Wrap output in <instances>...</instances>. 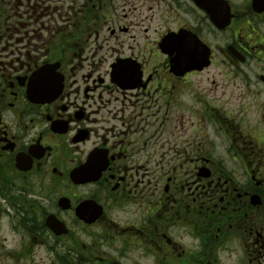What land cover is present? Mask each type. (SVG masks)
Returning <instances> with one entry per match:
<instances>
[{"label": "flooded vegetation", "instance_id": "af4514ba", "mask_svg": "<svg viewBox=\"0 0 264 264\" xmlns=\"http://www.w3.org/2000/svg\"><path fill=\"white\" fill-rule=\"evenodd\" d=\"M0 264H264V0H0Z\"/></svg>", "mask_w": 264, "mask_h": 264}, {"label": "rangeland", "instance_id": "374dc122", "mask_svg": "<svg viewBox=\"0 0 264 264\" xmlns=\"http://www.w3.org/2000/svg\"><path fill=\"white\" fill-rule=\"evenodd\" d=\"M218 73H219V71L218 70H216V74L218 75ZM217 75H216V77H217ZM218 77H220V78H218L216 81H217V83L218 84H220L221 82H224V75H218ZM223 77V78H222ZM221 92H222V89L221 88H216V91H215V93L217 94V95H219V94H221ZM235 93H237V92H235ZM238 95L237 94H235V97H234V99H233V103H239L240 102V100L238 99V97H237ZM236 106H234V108H235Z\"/></svg>", "mask_w": 264, "mask_h": 264}, {"label": "water", "instance_id": "95a60500", "mask_svg": "<svg viewBox=\"0 0 264 264\" xmlns=\"http://www.w3.org/2000/svg\"><path fill=\"white\" fill-rule=\"evenodd\" d=\"M178 62V61H177ZM203 64L201 65V68L203 67V66H205V65H208L209 64V62L207 61V57H206V59L205 60H203V62H202ZM188 67L187 68H191V65H187Z\"/></svg>", "mask_w": 264, "mask_h": 264}]
</instances>
